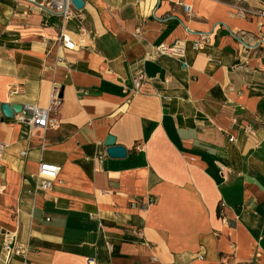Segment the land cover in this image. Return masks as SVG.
Here are the masks:
<instances>
[{
	"label": "crops",
	"instance_id": "0c3cea01",
	"mask_svg": "<svg viewBox=\"0 0 264 264\" xmlns=\"http://www.w3.org/2000/svg\"><path fill=\"white\" fill-rule=\"evenodd\" d=\"M84 2L94 36L70 50L56 19L0 0V264H264V48L242 55L236 37L264 34V0ZM175 41L182 59L158 53ZM55 87L57 127L4 116L47 108ZM110 135L125 158L107 155ZM41 163L60 168L48 191Z\"/></svg>",
	"mask_w": 264,
	"mask_h": 264
},
{
	"label": "built area",
	"instance_id": "2783aa9c",
	"mask_svg": "<svg viewBox=\"0 0 264 264\" xmlns=\"http://www.w3.org/2000/svg\"><path fill=\"white\" fill-rule=\"evenodd\" d=\"M17 5L21 3L27 4L32 9L36 10L44 16L43 26H52V20H57V25L59 29V35L57 37V43L70 50L87 49L90 47V43L93 39L94 33L91 29L86 27L84 24L85 18L82 14L85 6L82 10L76 9L71 0H9ZM180 5L186 14L191 13V8L182 2H174ZM254 14L252 11L245 7L238 8V16L242 19L248 18ZM260 17L264 18V9L257 13ZM70 21H76L78 23V31L76 33H71L67 29V24ZM140 33V30H137ZM237 40L240 47V53L249 54L252 51H257L258 49L264 48V34L258 36L254 43H249L246 41L245 35H237ZM203 41L207 38L203 37ZM204 43L199 41L195 43L194 47L198 50L202 49ZM157 51L160 55L166 54L182 59L185 54V45L182 41H175L174 43L161 44L157 47ZM62 61V59H59ZM146 82V77L142 71H138L133 77V89L130 90L129 94L135 96L139 94L142 85ZM125 91H128L124 86ZM63 100L60 96V91L57 87L53 88L50 105L47 108H41L34 105L26 106L19 120L22 123H28L32 128L47 130L49 128H55L59 125L58 114L61 109ZM233 141V140H231ZM4 148V145L0 143V150ZM25 155V154H24ZM60 168L56 165L49 163H41L39 166V171L36 175L37 185L43 190H50L54 183L58 179ZM154 202V199H149L142 209H146L150 204ZM137 205H143V201L140 198H136L131 201L132 207H137ZM3 249L6 253L13 255H20L22 252V247L17 243L16 235L13 233H6L3 240ZM203 257H201L202 259ZM87 264H95L94 260H88Z\"/></svg>",
	"mask_w": 264,
	"mask_h": 264
},
{
	"label": "water",
	"instance_id": "95a60500",
	"mask_svg": "<svg viewBox=\"0 0 264 264\" xmlns=\"http://www.w3.org/2000/svg\"><path fill=\"white\" fill-rule=\"evenodd\" d=\"M78 10H82L85 6L84 0H71ZM24 107L21 105L3 104L2 112L5 117L13 118L15 114L22 113ZM104 145L107 147V155L110 158L120 159L127 156V149L121 145L116 144V138L114 136H108Z\"/></svg>",
	"mask_w": 264,
	"mask_h": 264
}]
</instances>
